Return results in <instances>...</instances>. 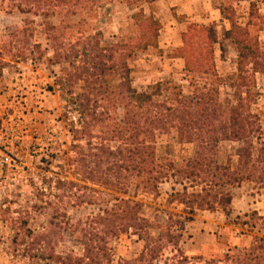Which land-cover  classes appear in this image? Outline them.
Listing matches in <instances>:
<instances>
[{
  "label": "trees",
  "instance_id": "trees-1",
  "mask_svg": "<svg viewBox=\"0 0 264 264\" xmlns=\"http://www.w3.org/2000/svg\"><path fill=\"white\" fill-rule=\"evenodd\" d=\"M69 1L44 0V3L49 9L57 10L66 7ZM125 1L128 6L134 3L149 6L154 0ZM253 7L250 3L249 19L244 27L237 23L230 4L218 8L220 17L229 25L224 36L237 47L236 72L229 79L233 92L225 100H220L217 88L220 80L213 54L217 40L215 28L193 24L180 35L181 46L176 49L175 57L183 61L184 71L190 77L189 94L165 81L141 91L134 89L131 70L118 58L116 45L100 49L95 44L92 48L95 53L83 52L79 66H74L75 73L62 81L66 82L63 89L70 97L75 84L82 86V92L70 99L77 124H68L73 157L67 159V164L85 182L124 197L114 196L113 204L102 214L75 224L62 221L61 226L58 220L66 215L58 216L55 212L42 233L32 232L26 222L17 227L14 221L9 243L12 256L19 255L29 264H155L170 248L172 254L162 264H192L191 258L179 249V242L185 225L193 221L196 213L220 210L228 217L231 189L243 182L264 188L263 131L260 117L251 112L259 96L253 90L255 76L264 74V47L257 36L264 31V19L255 11L253 16ZM131 20L136 30L129 38V54L135 49L131 48L134 41L141 49L155 47L160 25L151 8L148 14L138 11ZM250 28L255 29L253 34ZM73 58H78L76 52ZM170 132H174L179 144L193 146L192 157L180 164L169 158L158 161L156 157V136ZM223 142L238 144L234 168L229 159L225 163L219 160L218 149ZM169 181L180 186L181 191L172 190L167 204L181 206L182 215L168 213L165 224L155 227L158 234L152 236V222L141 215L142 204L130 198L128 191L132 188L134 194L158 197L159 186ZM38 194L44 196L43 192ZM55 197L62 200L66 196ZM48 203L44 202L50 206ZM257 220L264 225V216ZM63 233L69 234L73 246L80 248L79 254L72 249L58 250L64 240ZM130 237L142 243L141 249L133 258L119 255L114 262V247L119 246L121 239ZM204 264H264V237L254 238L248 248H229L221 259Z\"/></svg>",
  "mask_w": 264,
  "mask_h": 264
},
{
  "label": "rangeland",
  "instance_id": "rangeland-1",
  "mask_svg": "<svg viewBox=\"0 0 264 264\" xmlns=\"http://www.w3.org/2000/svg\"><path fill=\"white\" fill-rule=\"evenodd\" d=\"M41 2L0 0V153L8 157L0 169V264H29L25 258L11 254L14 221L17 227L26 222L32 232L42 233L55 212L66 215L58 220L61 226L62 221L75 224L102 214L111 207L114 196L124 197L85 182L67 164V159L73 157L68 124H77L70 99L82 92V86L75 84L70 97L63 89L66 82L62 81L75 73L74 66H79L84 51L94 52L95 44L100 49L116 45L118 58L131 70L134 89L141 91L165 81L189 94L190 77L183 61L175 57L181 46L180 35L188 25L215 28L213 54L220 80L217 88L220 100H225L233 92L229 79L236 72L237 47L222 38L221 32L229 25L218 19L216 9L230 4L237 23L244 27L253 3V16L256 12L264 19V0H154L149 6H128L125 0H70L66 7L57 10L49 9L44 0ZM150 8L160 25L156 46L141 49L134 41L131 48L135 49L129 54V38L136 30L131 17L140 10L148 14ZM249 30L253 34L255 29ZM257 36L263 48L264 31ZM74 52L77 59L73 58ZM254 83L253 90L259 96L251 112L260 117L264 137V74L256 75ZM237 146L233 142L220 144V162L229 159L234 168ZM155 150L158 161L169 158L177 164L193 155V146L179 144L174 132L157 135ZM58 181L72 185L58 186ZM172 190L180 192L181 187L165 182L159 186L158 197L134 194L132 188L128 191L130 198L142 204L141 215L152 222V236L158 234L155 227L165 224L168 213L182 215L181 206L167 204ZM40 192L44 194L42 198ZM230 192V216L220 210L198 211L193 221L185 225L179 249L191 258L192 264L219 260L229 248H248L254 238L264 237V225L257 220L264 216V188L243 182ZM57 195L66 197L59 200L54 198ZM63 238L58 250L80 253L69 234L63 233ZM141 246L135 237L121 239L119 246L114 247V262L119 255L133 258ZM171 254L172 250L166 249L155 264H162Z\"/></svg>",
  "mask_w": 264,
  "mask_h": 264
},
{
  "label": "crops",
  "instance_id": "crops-1",
  "mask_svg": "<svg viewBox=\"0 0 264 264\" xmlns=\"http://www.w3.org/2000/svg\"><path fill=\"white\" fill-rule=\"evenodd\" d=\"M218 12H217V17H218V19H220V20H222L223 21V24L224 25H226L225 23H227L225 20H223L221 17H220V13H219V10L218 9H216ZM216 12L214 11V14H215ZM228 24V23H227ZM228 28H225V30H223L222 32H221V35H222V38L223 39H225L226 41H227V39L225 38V36H224V34H225V31L227 30Z\"/></svg>",
  "mask_w": 264,
  "mask_h": 264
},
{
  "label": "built area",
  "instance_id": "built-area-1",
  "mask_svg": "<svg viewBox=\"0 0 264 264\" xmlns=\"http://www.w3.org/2000/svg\"><path fill=\"white\" fill-rule=\"evenodd\" d=\"M7 162H8V157L0 153V169L3 165L7 164Z\"/></svg>",
  "mask_w": 264,
  "mask_h": 264
}]
</instances>
